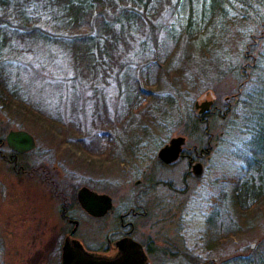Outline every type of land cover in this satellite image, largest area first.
<instances>
[{"label": "rangeland", "instance_id": "rangeland-1", "mask_svg": "<svg viewBox=\"0 0 264 264\" xmlns=\"http://www.w3.org/2000/svg\"><path fill=\"white\" fill-rule=\"evenodd\" d=\"M17 2L13 16L0 5V70L17 93L0 105V139L6 145V134L21 129L35 147L16 166L0 146V264H61L73 227L59 213L62 196L77 204L68 216L85 250L104 248L117 214L144 208L145 218L126 220L135 240L155 238L150 264L264 255V195L246 209L232 204L235 188H264V0H218L214 11L211 0L171 3L115 48L93 49L95 71L74 67L50 0ZM204 100H212L200 116L212 114L200 128L209 124L207 133L188 134L194 103ZM100 123L116 140L110 155L93 150ZM176 136L185 138L183 156L163 165L157 151ZM195 145L207 151L198 178L185 157ZM81 186L109 195L113 214L83 210Z\"/></svg>", "mask_w": 264, "mask_h": 264}, {"label": "trees", "instance_id": "trees-1", "mask_svg": "<svg viewBox=\"0 0 264 264\" xmlns=\"http://www.w3.org/2000/svg\"><path fill=\"white\" fill-rule=\"evenodd\" d=\"M53 4L52 17L55 18L54 22L62 27V31L68 34L70 38L69 46L71 51V56L73 59V65L77 69L88 71H95V66L98 67L100 62L97 58L93 56V49L99 53L105 46H114L124 38L125 33L128 31L136 29L140 22L147 21L152 25L153 18L159 16L168 5L172 3V8L179 0H50ZM0 5L3 9L9 8L11 16L13 12H20V5L17 0H0ZM218 6V0H211L208 9L215 10L214 8ZM113 13V18L106 20V13ZM191 14L188 16V24L190 23ZM143 18V20L141 19ZM156 19V18H155ZM117 33V34H116ZM118 35V36H117ZM116 39V40H115ZM111 40H115L111 42ZM118 41V42H117ZM115 44V45H114ZM5 45V36H1L0 32V52ZM145 94V93H143ZM17 97L16 91L10 88V83L4 73L0 70V105H4L8 102L14 100ZM138 101V102H137ZM143 100L137 95L134 106H139ZM216 110L213 111V113ZM211 112L205 115L209 117ZM193 115L188 120L190 122V128L188 134H193L200 136V133H207L200 129L203 124L208 123L206 119ZM103 127L102 132L94 135L93 150L97 152L98 155L107 154L110 155L116 148V140L112 136L110 131V126L104 123L98 124ZM204 128V127H203ZM202 139V136L200 137ZM199 138V139H200ZM202 141V140H201ZM199 141L198 146H200L203 141ZM1 148H6L4 144V139H0ZM8 150V149H7ZM33 152V151H32ZM31 152V153H32ZM28 153V152H27ZM24 154H18L16 152L8 150L7 153L2 152V157L8 161H15L17 166L19 160L24 157ZM25 167V164H23ZM22 168L21 166H19ZM19 168V169H20ZM24 169V168H23ZM37 169H44L42 165H38ZM25 170V169H24ZM29 170V169H28ZM31 170V169H30ZM252 176H248L245 182L252 181ZM261 180L264 182V172L261 173ZM243 186V185H242ZM235 188L233 193L232 204L237 206L239 209H246L247 205L244 206L245 201L249 203L257 201L260 199L261 195H264V188L261 187L258 191H252L251 187L245 186L244 188ZM65 196H62V201L59 205V213L61 217L69 215L71 205L67 202ZM77 205V204H76ZM70 216V215H69ZM260 255L256 259L248 258L243 255L236 254L232 257L226 258L221 264H264V255Z\"/></svg>", "mask_w": 264, "mask_h": 264}, {"label": "water", "instance_id": "water-1", "mask_svg": "<svg viewBox=\"0 0 264 264\" xmlns=\"http://www.w3.org/2000/svg\"><path fill=\"white\" fill-rule=\"evenodd\" d=\"M211 104L212 100L195 102L193 111L200 117L209 109ZM184 142L185 138L183 136L171 137L169 141L157 151L156 156L159 161L164 164L175 162L180 156ZM5 143L10 150L18 154L29 152L35 147L33 136L21 129L10 130L5 136ZM191 172L194 177H200L202 173V164L199 161L194 162L191 165ZM76 199L80 207L93 217H101L106 213H111L114 209L109 195L105 193H96L86 186L78 188L76 191ZM71 223L74 224V227L70 231L72 234L76 230L77 221L74 220L71 221ZM117 245L124 249L123 256L121 257L124 260H120V262H98L100 264H150L136 241L127 238L117 243ZM250 247L254 249L256 245L251 244ZM98 258L99 257L96 255L87 252L77 239L71 238L70 235L65 237L61 248V264H98Z\"/></svg>", "mask_w": 264, "mask_h": 264}, {"label": "flooded vegetation", "instance_id": "flooded-vegetation-1", "mask_svg": "<svg viewBox=\"0 0 264 264\" xmlns=\"http://www.w3.org/2000/svg\"><path fill=\"white\" fill-rule=\"evenodd\" d=\"M182 152H183V149L180 153V156H179L180 158L183 156ZM192 152H193V156H191V157L189 154L185 155V157H187L186 160H187L188 166H190L189 168H191V165L194 162L198 161V159L203 158L205 152L207 153L206 150L204 151L201 148L198 149V147L196 145L193 146ZM208 152H209V150H208ZM161 164L165 165L162 162H161ZM166 165L172 166V162L169 164H166ZM151 187H152V184H151ZM170 189L172 192V180L170 181ZM111 214H113V212ZM111 214L106 213L103 216L111 215ZM145 215H146V211L144 208H141V210L139 209V211L135 210V209L134 210L127 209L124 213L117 214L115 216V220H114V224H115L114 227L106 233V236H105L106 245L104 246V248H100L98 251L97 250H94V251L86 250V251L96 255L97 257H99L98 258L99 260H97V262L98 261L105 262V263L112 262V261L120 262V260L121 261L124 260L121 258L123 256V250L124 249L118 247L117 243H120V241L126 240L127 238H130V239L136 241L140 245V249L146 255V257L153 254L155 251V247L153 246L155 244L154 243L155 238H151V236H147L146 240H144V241L135 240L134 239L135 238L134 237L135 226L132 223V221L126 220V218L129 216H132V217L142 216V218H145ZM103 216H101V217H103ZM63 218L69 224L71 223V221H74V219L72 217H69V216H64ZM73 227H74V224H73ZM71 229L64 236V239H65V237H67V235H70V237L73 238L75 231L71 234L70 233ZM126 245H128V244H126ZM147 260H148V258H147ZM98 264H100V263L98 262Z\"/></svg>", "mask_w": 264, "mask_h": 264}]
</instances>
